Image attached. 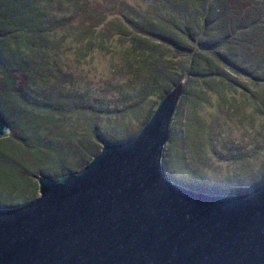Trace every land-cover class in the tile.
Wrapping results in <instances>:
<instances>
[{
  "label": "rangeland",
  "instance_id": "374dc122",
  "mask_svg": "<svg viewBox=\"0 0 264 264\" xmlns=\"http://www.w3.org/2000/svg\"><path fill=\"white\" fill-rule=\"evenodd\" d=\"M162 1L79 0L73 13L71 8L62 7V0H42L45 24L51 28L48 56L52 67L39 68L38 79L30 87L25 74L2 68L0 104L4 113L10 114L8 136L18 135L14 122L24 120L28 124L24 136L36 137L45 161H37L30 148L17 157L9 155L5 164L0 159V179L8 186L0 183V207L22 205L39 195L37 176L44 173L41 164L42 168L54 167L58 172L80 168L104 142L131 138L147 122L165 94L154 96L143 86L149 68L137 62L138 51L134 50L135 56L126 53L131 36H122L119 24L127 25L122 15L130 19L138 16L137 21L149 24L148 15L164 10ZM200 3L202 8L195 11L198 15L194 11L193 15H180L179 22L200 23L199 15L206 8ZM255 4L253 0H233L228 2L225 15L207 12L213 32L206 37L199 29L194 42L204 43H192L191 49L177 50L153 33L162 39L160 49L168 54L162 61L167 64L164 83L169 86L185 74L186 82H190L189 86L185 83L178 101L163 154L164 172L174 182L213 194H237L264 183V71L259 84L253 87L245 76L256 64L264 67V30L256 27L245 32L252 39L242 45L240 53L219 45L228 34L240 37L242 32L234 31L240 29L242 18H255L256 11L249 12ZM60 15L68 16L61 20L64 24L54 18ZM130 27L127 28L134 32ZM159 30L165 31L166 27L162 25ZM174 36L184 40L182 34ZM101 43L107 45L100 46ZM206 45L211 48L207 50ZM236 53L242 56L239 61L230 57L232 66H222L219 58L228 60V55ZM209 60L214 64L211 66H222L239 80L238 87L224 89L226 96L221 92L224 84H205L197 78ZM229 74L222 72V79L226 81L224 76ZM201 85L206 87L207 98H201L194 108L191 102L199 96L196 87ZM22 91H27L25 96ZM125 135L131 137L124 138ZM17 174H21L18 179ZM13 179L17 181L10 188Z\"/></svg>",
  "mask_w": 264,
  "mask_h": 264
},
{
  "label": "water",
  "instance_id": "95a60500",
  "mask_svg": "<svg viewBox=\"0 0 264 264\" xmlns=\"http://www.w3.org/2000/svg\"><path fill=\"white\" fill-rule=\"evenodd\" d=\"M187 74L131 138L80 168L37 176L0 207V264H264V183L213 194L170 180L163 154ZM0 104V138L10 133Z\"/></svg>",
  "mask_w": 264,
  "mask_h": 264
},
{
  "label": "trees",
  "instance_id": "16d2710c",
  "mask_svg": "<svg viewBox=\"0 0 264 264\" xmlns=\"http://www.w3.org/2000/svg\"><path fill=\"white\" fill-rule=\"evenodd\" d=\"M198 1H201L200 5H203L204 8L206 6V12L204 11L203 15H199L201 18L200 23H191L189 21L179 22L180 15H198L195 11H199V9L202 8V6L198 5ZM229 1L233 0H163L162 2L165 4L164 10H160L159 14L148 15L150 17L149 24H143L144 22L137 21L138 16L137 18L134 16L133 19H130L127 16L122 15L126 20L127 25H125L126 23L119 24V32L122 34V36H126L128 34L131 36V45L127 49L126 53L135 56V54H133L135 50L140 53L139 56L144 55V60L142 59V56L140 59L139 56L136 59L137 62H139V60L141 61L142 64H140V66H145L146 64V66L149 68V74L143 86L147 88L152 95L162 96L166 94L182 77L180 76V78L172 80V83L169 86H167V83H164L165 81H163V77H166L164 73L167 71L165 70V68H167V64L162 63V61L166 60L168 54L164 53L160 49L162 48L161 38H164V44L169 43L171 44L170 46L176 47L177 50L178 48L182 50L191 49L192 43L193 45L197 44L201 46L204 42H194L193 38H195V36L198 34L199 29L202 35L206 37L211 35L213 32V25L211 24L212 22L208 20L209 18L207 16L210 15L209 13H211L212 10L217 14H224ZM240 1L247 3L249 0ZM41 2L42 0H0V70L4 67H7L9 69L18 70L25 74L29 81L28 87L34 84L38 79V74L40 73L39 68L48 69L49 67H52V63L50 61L51 58L48 56L51 50L49 47V43L51 42V39L49 38L51 28L45 24L47 15L41 9ZM253 2L256 4L254 5V8L250 7L249 12L251 9H254L252 11H256L255 18L252 20H245L242 18L241 25L239 27L240 29H236V31H234L242 32L240 33V37H229L228 34L226 36L227 38L223 39L219 43L221 47L223 46V49L227 51L236 49V51L239 52V49L242 47V45H246L245 42L248 39H252V36H246L245 32H251V29L256 27L264 30V16H262V14H264V0H253ZM62 3L64 4L62 7L65 6L71 8L70 11L73 13L75 11L74 7L76 5H80L79 0H62ZM192 11H194L193 14H191ZM54 18H56L58 24H64L61 22V20L64 21L65 19H68V16L60 15ZM162 25L166 27L165 31L159 30V27ZM127 27L133 28L134 32L131 33L130 29ZM153 33L160 35L161 38L159 36L154 37ZM175 34L179 36L182 34L184 40H179L174 36ZM104 45L106 46L107 43L100 44V46ZM251 46H256V43L255 45L251 44ZM207 48L211 47L206 45V49ZM238 55L239 54L237 53L233 55L231 54L228 55V60L224 58H219V60L221 61L222 66H224L223 64L226 66H232L230 63V57H234L233 59L242 57ZM128 57L129 56H127V59H129ZM192 62L194 61L192 60ZM262 62L264 63V60ZM212 64V61L209 60L208 65L202 70L201 73H198L197 78H199V80L205 84L208 82L224 84V86L221 88V92L224 93V96H226L224 89H227V86L238 87L237 82H239V80L234 79V77L229 74V72H227L224 67H219L217 64L215 66H211ZM256 65L257 66H255L254 69H249V72L245 73V76L249 77L248 83L251 84V87H253L255 84H259L261 76L260 74H262V71H264L263 66L259 64ZM222 72L226 75L229 74L228 76H224L226 81L222 79ZM132 77L134 79L136 75L134 76L133 74ZM186 85L189 86L190 82L187 81ZM196 88V92L199 96H197V98L193 99L191 102L194 108L195 105H198V101L201 98H207L205 86L201 85ZM26 93L27 91H22V95L25 96ZM0 99V101H2L1 97ZM14 128H16L18 135H9L7 137L0 138V159L3 160L4 164L9 155L17 157V154H20L25 148H30L35 153L37 161L40 160V163L44 162L45 157H43V154L40 151L41 146L38 143L36 137L31 139L32 137L24 136L27 135L28 124L26 125L24 120H22V123H19L18 119L14 122ZM128 137L131 136H124V138ZM24 141H28V144L26 143V147ZM40 167L44 173L58 172V169H54V167H48V169L42 168V164ZM19 175L21 176V174ZM19 175L17 174V179L19 178ZM17 179H13L12 185L9 186L10 188L15 187V181H17ZM0 183L2 186L8 187L7 185H4V180L1 182L0 179Z\"/></svg>",
  "mask_w": 264,
  "mask_h": 264
}]
</instances>
